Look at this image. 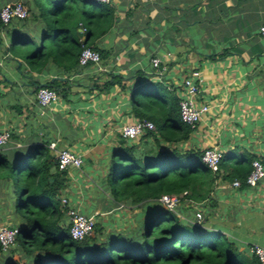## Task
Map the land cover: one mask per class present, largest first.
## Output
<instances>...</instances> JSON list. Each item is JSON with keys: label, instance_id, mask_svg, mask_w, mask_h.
I'll return each mask as SVG.
<instances>
[{"label": "crops", "instance_id": "0c3cea01", "mask_svg": "<svg viewBox=\"0 0 264 264\" xmlns=\"http://www.w3.org/2000/svg\"><path fill=\"white\" fill-rule=\"evenodd\" d=\"M17 1L31 0H0V7ZM106 5L113 8L114 23L93 41L103 51L99 63L66 74L47 62L40 73H31L40 86L63 80L64 92L47 107L36 104L33 86L1 66L7 32L0 29V66L13 81L0 85L5 92L0 129L11 133L0 146L5 158L15 161L36 142L68 148L81 155L82 164L66 169L60 197L66 195L105 230L138 229L142 208L129 202L116 206L112 200L111 150L122 138L120 126L139 119L132 104L149 98L142 90L147 82L160 81L182 97V78L197 70L195 104L204 103L208 110L180 147L215 146L231 162L249 154L264 170V37L257 32L264 24V0H110ZM152 56L165 66L161 79L152 76ZM113 76L120 77L119 83L105 87ZM140 137L129 142L139 144ZM14 195L10 179L0 175V225L20 222ZM200 205L204 228L221 232L248 256L250 245L264 247V176L240 187L218 177Z\"/></svg>", "mask_w": 264, "mask_h": 264}, {"label": "trees", "instance_id": "16d2710c", "mask_svg": "<svg viewBox=\"0 0 264 264\" xmlns=\"http://www.w3.org/2000/svg\"><path fill=\"white\" fill-rule=\"evenodd\" d=\"M106 4L92 0L23 2L24 18L7 24L0 21V29L7 32L1 66L15 70L34 87L33 92L40 82L31 73H40L47 62L66 74L79 73L83 66L77 57L82 47L96 50L100 58L103 54L93 41L114 23L113 8ZM1 66L0 85L5 87L13 81ZM119 81V76H113L103 84L107 87ZM62 85L63 80L54 78L41 86L62 94ZM142 90L149 98L133 100L134 116L149 120L154 128L141 134L139 144L120 138L111 150L108 168L116 206L129 202L142 208L138 229L108 231L94 221L88 234L72 239L65 207L59 201L66 170L56 168L48 141L36 142L13 162L0 151V175L11 181L13 207L20 220L12 225L17 228L14 244L0 250L1 264H258L253 255L239 250L221 232L196 223L194 217L195 211L201 213V200L218 177L237 180L239 187L249 186L244 179L256 158L246 154L231 162L228 155H221L212 171L201 161L203 148L180 147L195 126L178 120L181 97L169 93L160 81H149ZM4 95L0 92V97ZM162 193L180 195L174 211L157 203Z\"/></svg>", "mask_w": 264, "mask_h": 264}, {"label": "built area", "instance_id": "2783aa9c", "mask_svg": "<svg viewBox=\"0 0 264 264\" xmlns=\"http://www.w3.org/2000/svg\"><path fill=\"white\" fill-rule=\"evenodd\" d=\"M98 3H108L110 0H92ZM27 15V10L21 2L6 3L0 7V21L7 24L12 19H22ZM257 32L264 37V24L257 28ZM99 53L89 46L82 47L77 57L78 65L85 66L87 64L99 63ZM149 64L152 68V76L155 79H161V75L165 70L160 59L156 56L149 58ZM200 76L197 70H191L182 78L181 86L183 96L178 99V120L182 123L194 126L207 112L208 105L201 103L195 104L194 97L199 92ZM35 102L39 107H47L57 98V93L52 88L39 86L35 93ZM152 122L145 119H138L132 123L120 126L119 133L123 139L134 140L139 137L145 130H153ZM10 138L9 129H0V146L5 145ZM47 148L52 152L56 168L58 170H66L73 167L78 168L82 164L81 155L69 150L68 148H59L54 141L47 143ZM221 157V152L215 147H205L201 153V161L212 171L216 170L217 163ZM264 176L263 166L258 159H252L250 162V170L244 179V183L253 186ZM232 186H238L237 180L231 181ZM180 195L162 193L157 197V203L166 210L174 211L179 203ZM61 206L65 207V214L68 221V234L72 239H80L88 234L94 224L92 216L85 215L79 211L77 207L71 204L66 195L59 198ZM195 222L202 221V215L197 210L194 212ZM17 228L15 226L4 224L0 225V250L2 252L8 250L15 241ZM249 252L255 257L258 264H264V247L256 244L249 246Z\"/></svg>", "mask_w": 264, "mask_h": 264}, {"label": "water", "instance_id": "95a60500", "mask_svg": "<svg viewBox=\"0 0 264 264\" xmlns=\"http://www.w3.org/2000/svg\"><path fill=\"white\" fill-rule=\"evenodd\" d=\"M84 38V37H83Z\"/></svg>", "mask_w": 264, "mask_h": 264}]
</instances>
